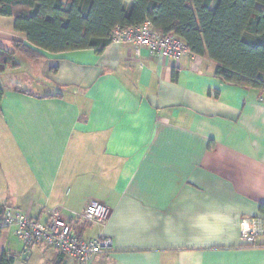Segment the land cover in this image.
I'll return each instance as SVG.
<instances>
[{"label": "crops", "instance_id": "0c3cea01", "mask_svg": "<svg viewBox=\"0 0 264 264\" xmlns=\"http://www.w3.org/2000/svg\"><path fill=\"white\" fill-rule=\"evenodd\" d=\"M14 42L27 36L0 15V45ZM22 58L35 76L0 83V205L40 223L57 210L79 238H110L92 264H264V234L241 237L247 219L264 228V91L222 83L205 58L124 45ZM92 201L110 209L104 223L82 219ZM13 231L0 261L79 264Z\"/></svg>", "mask_w": 264, "mask_h": 264}, {"label": "trees", "instance_id": "16d2710c", "mask_svg": "<svg viewBox=\"0 0 264 264\" xmlns=\"http://www.w3.org/2000/svg\"><path fill=\"white\" fill-rule=\"evenodd\" d=\"M0 15L27 36L11 49L0 45V74L19 68L17 55L101 54L116 27L150 21L163 35L181 39L191 55L211 61L222 83L264 91V0H0ZM3 97L0 85V107ZM6 211L0 205V240ZM13 263L7 254L0 261Z\"/></svg>", "mask_w": 264, "mask_h": 264}, {"label": "built area", "instance_id": "2783aa9c", "mask_svg": "<svg viewBox=\"0 0 264 264\" xmlns=\"http://www.w3.org/2000/svg\"><path fill=\"white\" fill-rule=\"evenodd\" d=\"M110 41L111 44L131 46L138 55L146 52L171 61H179L191 55L181 39L173 34L163 35L150 21L130 29L118 26L111 33ZM109 215L110 209L107 206L92 201L86 207L82 219L90 223H104ZM5 225L13 228L15 237L28 249L48 246L75 259L79 264H92L98 258L109 256L113 249L112 240L108 237L84 240L76 236L72 225L57 210L51 212L46 223H40L19 211L9 209L6 211ZM263 234V223L258 218L243 222L241 237L246 245L254 246Z\"/></svg>", "mask_w": 264, "mask_h": 264}, {"label": "rangeland", "instance_id": "374dc122", "mask_svg": "<svg viewBox=\"0 0 264 264\" xmlns=\"http://www.w3.org/2000/svg\"><path fill=\"white\" fill-rule=\"evenodd\" d=\"M217 1L218 0H216V4H217ZM17 59L19 60V62H18L19 64L22 63V67H21L20 71L19 70L13 71L10 73L9 76L0 75V83L4 87H6V85H10L11 78L16 77L19 79V78H25V76L30 78L29 75L35 76L34 67L36 66V68H38L37 66L39 63H37V65H35V63H33L27 59L22 58V56H20V55H17ZM31 65L33 67H31Z\"/></svg>", "mask_w": 264, "mask_h": 264}]
</instances>
